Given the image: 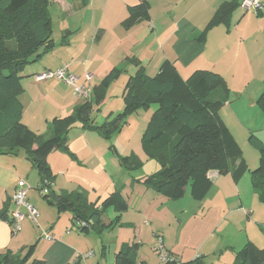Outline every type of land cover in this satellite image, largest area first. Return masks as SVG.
I'll return each mask as SVG.
<instances>
[{"label": "crops", "instance_id": "1", "mask_svg": "<svg viewBox=\"0 0 264 264\" xmlns=\"http://www.w3.org/2000/svg\"><path fill=\"white\" fill-rule=\"evenodd\" d=\"M49 1L50 7L55 4L59 7L63 31L61 36L55 38L52 20L55 47L48 52V63L37 69L32 77L26 75L23 79L24 92L20 96L24 107L22 122L33 132L51 134L55 119L68 117L85 102L65 83L55 79L41 83L35 81L36 75L66 65L71 73L80 77L81 82L86 74H92L93 89L100 88L113 69L124 70L108 86L104 99L93 105L92 113L95 110L105 115L110 112L107 120L124 110L125 88L129 79L137 73L138 66L144 67L145 73L153 77L165 61H172L184 78H189L196 71L208 70L219 73L230 82L229 99L220 112L229 128L222 113L227 108L237 116H244L243 106L248 105L255 111L251 119H259L264 113L257 104L264 92V9L247 13L240 5L233 13L229 27H215L209 32L207 40L202 42L199 36L217 9L232 0H147L150 3V18L135 24H127L126 21L130 17V8L136 6L138 0ZM63 32L67 35L63 36ZM233 95L238 96L235 104ZM245 96L246 102L243 101ZM152 107L149 111L153 114L156 107ZM67 139L69 152L54 151L48 157L49 166L57 176L53 190L59 194L74 192L71 188L78 187L75 191L87 192L90 200L89 192L80 189L83 185L77 184L75 176L70 174L76 163L73 160L77 159L79 164L81 151L84 155L80 160L81 167L106 174L108 168L116 166L113 161L119 152L116 148L110 150L107 140L96 131L85 130L81 125L70 130ZM74 144H77L79 154L73 153L76 152ZM68 154H74L75 159H70ZM133 154L142 159V154L138 152H131L129 156ZM119 155L127 157L121 153ZM31 165L22 153L0 154V254L11 250L25 255L27 249L35 245V254L30 262L71 264L81 259L82 264H90L94 255L86 260L82 256L88 253L91 234L95 230L84 234L72 228L70 212H65L70 215V222L67 219L65 227L60 228L58 222L65 213L60 214L54 205L44 198L42 201L30 191L28 201L40 210V213L37 211L39 218H42V229L36 233L29 224H25L29 220H25L22 230L16 234L13 232L12 197L18 182L24 180L26 174L31 176L35 173ZM13 172L20 174L19 180L9 181ZM154 173L142 174L139 178L130 174L133 178L130 193L122 190L126 194L123 196L128 202V210L121 214L114 211L117 217L120 215V225L124 223L123 226L130 230L138 231L139 237L136 236L134 241L132 237L118 239L114 261L123 244L135 243V264H162L158 252L154 256L144 250L146 245L154 248L158 238L162 239L164 249L171 256L185 264L194 262L198 255L202 256V264H235L237 252L247 243L264 249V202L254 190L250 173L235 180L232 173L211 171L209 178L213 187L203 201L194 200L190 190L186 191L184 200L168 199L145 184V178ZM37 180L39 185L40 176ZM94 191H97L96 187ZM102 198L103 195H100L98 205ZM130 213H134L135 217ZM105 214L102 222L110 225L112 220L106 221ZM214 214H217L215 219ZM208 216L212 218L208 219ZM126 217V221H121ZM190 223L194 229L185 236L183 229ZM145 227L151 232L149 236L143 235ZM48 234L52 239H48ZM102 246L98 264H103L107 258V246Z\"/></svg>", "mask_w": 264, "mask_h": 264}, {"label": "trees", "instance_id": "2", "mask_svg": "<svg viewBox=\"0 0 264 264\" xmlns=\"http://www.w3.org/2000/svg\"><path fill=\"white\" fill-rule=\"evenodd\" d=\"M138 1L130 8L127 24L150 18V3ZM240 5L239 0L223 3L201 32L199 40L205 42L209 32L217 26L229 27L233 13ZM52 37L49 0H0V154L23 153L40 176L39 192L48 190L42 197L60 214L70 212L73 226H77L78 231L89 234L95 230L101 234L114 228L116 222L120 224V215L110 225L102 222L103 215L110 206L119 214L125 212L128 202L119 191L101 205L90 202L85 191L56 193L52 187L56 176L49 166V155L54 151L69 152L67 134L77 125L110 140L115 133L121 132L133 113L152 106L156 110L142 135V148L147 159L156 161L160 169L145 178L149 188L170 200L184 198L190 188L193 199L203 201L213 187L209 178L211 171L232 173L235 180L250 173L254 190L264 202V143L250 137L260 153V165L252 171L242 157L241 146L221 117L230 89L224 78L214 71L199 70L184 78L172 61H165L159 72L150 77L139 65L137 73L126 85L124 110L97 125L91 117L93 105L104 99L108 86L124 72L115 68L105 77L99 90L93 89L90 101L78 106L68 117L53 121L51 134L40 135L30 130L22 122L24 107L20 96L24 92L25 77L22 72L36 61L35 56H41L38 54L41 49L46 53L53 50ZM11 43L15 47H11ZM257 104L264 112V92ZM119 157L128 170L143 166L135 154ZM136 252L137 244H123L114 264H135ZM34 254L35 245L30 246L25 255L9 250L0 254V264H42L37 260L30 262ZM202 263L200 256L190 264ZM261 263H264V249L253 243H247L237 252L235 264ZM71 264H82V261L77 259Z\"/></svg>", "mask_w": 264, "mask_h": 264}, {"label": "rangeland", "instance_id": "3", "mask_svg": "<svg viewBox=\"0 0 264 264\" xmlns=\"http://www.w3.org/2000/svg\"><path fill=\"white\" fill-rule=\"evenodd\" d=\"M167 1H169V0H167ZM58 8L59 7L56 4L50 7V14H51V17H52V20L54 23L55 38L61 36L62 31H63V26L61 24V15H60ZM200 17H202V16H200ZM64 35H67V33L63 32V36ZM11 47H15V44L11 43ZM38 54H41V56L40 57H37V56L34 57V58H36V61L29 64L28 66H26V68L22 72L23 76L28 75L29 77H32V74L34 72H36L37 69H40L42 66H44L45 64L48 63V53L45 52V49H41ZM228 83H230V82L226 81L227 86H228ZM262 83L264 86V82H262ZM237 97L238 96H236V95L232 96V100L234 101V104L238 102ZM246 100H247V97L246 96L243 97V101L246 102ZM243 107H245V112H244L245 115L244 116L241 114H238V116H237V114L235 112L232 113L230 108L225 109L224 111H222V113H223L228 125L230 126V129H231L234 137L236 138L237 142L239 143V145L241 146V148L243 150L242 157L247 161L248 166H250L249 169L253 171V170L257 169L260 165V153L252 145V143L250 141V137L254 136L257 139H259L262 143H264V113L261 114L259 119H251L252 117H254L255 111L252 110L251 108H249L248 105H245ZM149 110H151V109L150 108H143V109H140L139 111L133 113L130 116V118L127 120V123L124 125L121 132L115 133L110 140H107V143H106L107 147L110 148V150H114L116 148L117 151L119 152V154L121 153V154L126 155V156H129L131 152H138V153L142 154L141 160L143 162V166L141 168L135 169V170H128V168L123 164V161L119 157L121 155L118 154L115 157V161H113V162H115V165L117 167L115 166V167L108 168L106 174L102 173L101 171H98L96 173V172H92L91 170H86L80 166V160L82 161V157H84L83 152L80 151L79 164L77 163V159L74 158V154H73V156H72V154H68L69 158L70 159L74 158L75 160H73V161L76 162L75 166L71 170L70 174L75 176L74 177L75 180L78 181L77 184L83 185L82 188H80V189H83V190H86L89 192L90 202L92 201L93 203L98 205L99 204L98 199H99L100 195H103V198L100 202L102 204L114 192L119 191L123 195L125 193H130V189H131L130 184H131V182H133V178L131 177V175L134 178H137V177L139 178L140 176H142V174H151V173H154L155 171H157L159 169V164L156 161L147 159V157H145V155L143 154V150L141 149L142 148L141 137H142L143 133L146 131V129L149 125V122H150V118L152 117V113H150ZM108 113H110V112H107V115L100 114L99 112H97V110H95L92 113L93 120H95L96 121L95 123H98V125H102L103 123H105L107 121V118L110 115ZM148 113H150L149 115H151V116H149V118L147 119ZM117 114L118 113L114 114V117ZM114 117H112V119ZM73 148L76 149V152L73 151V153L79 154V150H77V149H79L77 147V144H74ZM20 154H21V152H20ZM121 157H123V156H121ZM76 164H78V165H76ZM34 170H35V173L32 174L31 176H29V175L27 176V174H26L24 180L26 181L28 186L31 188V190H30L31 194H37L39 199H41L43 201L44 199H43L41 193L39 192V190H37V187H38V180L37 179H39L38 172L36 169H34ZM56 178H57V176H56ZM19 179H20V174L18 172H15V173L13 172L9 176V181H14V180L17 181ZM62 179H63V177H62ZM55 181H56V179H55ZM89 182H91L92 184H90ZM125 185H127V188H125ZM94 187H96V189H97L96 192L94 191ZM71 189H72L71 191H73V190L75 191L76 189H79V188L77 187V188H71ZM122 190L123 191L125 190V193H123ZM189 190H190V188L187 189V192H189ZM109 191H111V193H110V195H108L106 197L105 195L107 193H109ZM180 202H183V201H180ZM191 202H194V201H191ZM178 204H182V203H178ZM194 204H198V203H194ZM109 209L110 210L108 212L106 211L105 220L110 222L109 219H111L112 222H114L116 220L117 214L114 211L113 206H110ZM37 210L40 213V210L38 208H37ZM205 211H206V213L209 212L207 210H205ZM22 212L24 213V210H22ZM130 214H133V216H134V213H130ZM69 216H70L69 214L65 213L60 218L61 222H58V225L60 228L62 226H63V228L65 227V223L68 222L67 219H69ZM201 216H202V214H201ZM201 216H199L198 219H200ZM211 216H213V214ZM211 216H208V219ZM127 217L121 221H126ZM215 218H217V214H214V219ZM26 222L27 223H25V224H29L33 231H35L36 233H40L39 230L42 229L41 228L42 227L41 226V222H42L41 216L39 218L40 226L32 223L30 220L26 221ZM69 222H70V219H69ZM23 223H22V227L24 226ZM174 223H176V221ZM122 224H124V223H122ZM115 225L116 226L112 229H106V231L103 232L102 235L99 233H96V231L95 232L93 231V233L91 234L92 237L90 239L91 243H90V248H89L88 253H92L94 256L90 259V262H89L90 264H98L100 262L102 248H103L102 245L107 246V258L103 261V264H112V262H114V255L116 253V245L118 244V239L132 237L131 240L134 241V240H136V236L139 237L138 231L135 232V230H132V229L130 230L129 228L126 227V225L121 226L120 224H118V222H116ZM70 228H71V225H70ZM72 228L77 230V226H75V225L72 226ZM193 229H194V226L192 223H190L187 227H184V229H183L184 235L187 236V235L191 234ZM144 234H146L147 236H149L151 234L148 227H145L143 229V235ZM144 250H145V252L150 253V255H154V256L156 255L157 256L156 246L154 248H152V247L146 245ZM25 254H27V251Z\"/></svg>", "mask_w": 264, "mask_h": 264}, {"label": "built area", "instance_id": "4", "mask_svg": "<svg viewBox=\"0 0 264 264\" xmlns=\"http://www.w3.org/2000/svg\"><path fill=\"white\" fill-rule=\"evenodd\" d=\"M241 7L247 13H256L264 9V0H242ZM55 79L59 82L65 83L70 86L75 95L84 101H90L93 98V75L86 74L83 82H81L80 77L71 73L68 66H64L57 70H48L42 74L35 76L36 82H44L46 80ZM31 188L28 186L25 180H20L17 184L16 191L13 194L12 202L14 204L13 210V223L12 230L16 234L22 230V223L25 220H30L32 223L39 225L38 218L39 213L35 206L28 201V193ZM41 195L48 193V190L45 189L43 192H40ZM25 210L26 214L22 212ZM48 239L52 237L48 234ZM156 251L160 255L162 264H184L171 256L163 247L162 239L158 238L156 243ZM92 253H87L82 256L83 259H88L92 257ZM200 257L199 255L196 257Z\"/></svg>", "mask_w": 264, "mask_h": 264}]
</instances>
